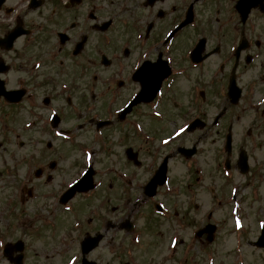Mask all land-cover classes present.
<instances>
[{
    "label": "flooded vegetation",
    "instance_id": "1",
    "mask_svg": "<svg viewBox=\"0 0 264 264\" xmlns=\"http://www.w3.org/2000/svg\"><path fill=\"white\" fill-rule=\"evenodd\" d=\"M170 1H173L171 6L176 3L174 7H168H171L170 11L165 12L162 8L155 10L159 4ZM249 1L251 5L245 11L240 8L241 0H0V108L4 110L0 111V129L10 128L11 122L6 121V116L18 113L24 104H32V111H35L50 107L54 101L55 110L50 121L44 122V126L49 128L48 135L52 139L63 143L60 144L59 151L64 152L65 149L73 147L80 152L82 162L79 155L76 161L72 160L71 165L76 168L79 164L80 167L84 165L82 169H86V154L90 152L89 164L98 168L99 164L104 163L105 156L116 152L114 135H118L117 142L120 145L126 143L133 146L128 148L135 156L134 164H137L141 149L137 139L140 140V136L131 120V124L122 125L120 108L132 97L141 96L143 91L148 98L154 94L152 100L144 105L148 113V123L152 128L150 135L153 144L148 150L150 168L153 169L148 178L157 174V168L166 155H169L167 182L157 187L153 198L154 208H146L144 184H139L136 178L139 174L130 173L126 176L129 168L125 169L124 162L122 166L110 164L103 167L112 168L111 172L106 173L103 183L98 182L96 188L88 193H78L67 203L70 205L79 200L90 201L91 193L100 189L101 184H105V179L109 181L108 186H104L101 205L108 206L106 212H110V218L107 219L110 229L104 234L105 246L95 248L91 253L93 256L96 251L100 250L101 253L104 250L108 253L107 264H113L121 252L131 251L137 254L150 250L159 256L163 264H180L182 256L186 257L187 263L193 258L197 242L209 250L215 247L223 229L221 220L213 221L217 225L213 242H206V235L197 239L193 234L196 226L193 222L195 220H192L194 214L189 207L183 205L185 199L180 198L182 195L191 198L190 192L195 190V184L200 178L195 174V181L192 183L191 180L184 187L179 183H172V160L177 156L187 161L193 157L187 158L179 152V148L184 146L178 144L180 136L176 140H170L162 149L157 143H161L166 136L171 138L172 131L175 132L184 126L183 123L186 124V120L182 119L183 111L180 110L182 101L174 98L175 89L167 90L166 87L172 86V80L178 72L200 69L206 62L217 57H220L217 65L219 74L227 71L229 79L231 75H235L243 93L237 104L232 103L226 95L228 106L221 107L220 118L214 117L210 122L203 117V113H198L197 109L201 105L195 96L192 105H188L191 112L195 111V116L190 117L187 124L194 118L202 119V126L192 132H211L208 138H212L213 144L219 142L220 133L224 134L225 128L226 133L222 138L224 141L227 131L232 132L231 155L225 152L224 142L221 148L214 146L213 150L217 155L222 151L226 157L223 160L220 155L222 162L220 159L214 165L211 177L206 168L201 170L200 177L205 184L201 189L211 190V195L215 196L213 202L219 204L217 209L224 206V201L226 205L231 201L226 196L227 187L236 188L231 196L233 202L242 200L241 190L248 188L251 189L249 199L264 198L261 195L264 191V79H258L257 81H261L255 85L257 98L244 105L247 110L262 108L261 114L256 111L251 118L247 135L239 132L242 127L238 115L225 118L228 109L240 105L243 100L245 88L240 86L238 74L246 52L248 56L244 64L252 68V65H258V61L260 65L257 73H264V0ZM225 7L233 14L229 20L235 21H227L220 26L217 22L221 21L219 16L225 15ZM183 36L186 37V42L177 44L174 48V43ZM180 63L184 69L179 68ZM213 73L214 71L209 75L207 73V77L218 78L219 75L212 76ZM190 78L196 81L193 85L196 96L199 97L201 89L205 91L204 96H207V88L199 85L200 78L197 75H190ZM259 85L262 91L258 89ZM170 98L175 100L170 101ZM205 99H202L203 104L206 103ZM41 103L44 107L39 106ZM139 109L140 104L133 108L130 115L124 116L125 120L130 118L136 122L135 111ZM102 121H109L108 125H100ZM78 136L86 139L83 145L79 144ZM24 143L20 140L18 145L23 146ZM47 143H51V146L53 144L52 141ZM172 144L176 148L173 149ZM191 145H196L198 153L197 142ZM243 152L248 157L247 171L240 164ZM131 154L127 153L126 157H131ZM57 164L56 160H51L47 169L53 170ZM141 164L140 162L139 166ZM18 165H23V162ZM44 170V166L36 167V173L33 171L21 178L12 168L1 186L4 193L9 194L5 197L4 212L14 218L8 226L12 224L16 230L24 225L28 227L27 234L24 232L9 240L25 241L24 264L29 246L26 236L31 233L36 235V231L42 232L49 226L50 221L59 217L50 216L61 213L62 208L64 210L67 207L62 205L61 199L69 183L66 187L49 191L50 204L42 202V211L47 210L46 207H52L49 217L42 218L37 215L42 213L34 214L31 202L34 199L41 198L44 201L48 198L46 191L37 194L39 186L32 184L33 179L44 177ZM2 174L0 170V176ZM52 175L48 173L45 179L52 180ZM97 175L98 171L96 177ZM77 178H73L70 183ZM128 190L138 195L129 197ZM116 193H119V197L114 196ZM140 195L141 198L138 197ZM112 198L117 199L116 205ZM214 208L207 214L209 221L217 213ZM125 211L126 214L122 216L121 213ZM97 219L100 220L99 217L91 215L90 224ZM127 221L134 225L132 231L128 230ZM102 229L98 224L90 229H82L80 239L73 238L78 243V250L85 235ZM153 233L155 237L149 236ZM106 253L101 255L102 259L90 254V259L103 264ZM53 258H44L46 262L38 264H54L49 261ZM62 258L58 264H63ZM79 259L81 260V250Z\"/></svg>",
    "mask_w": 264,
    "mask_h": 264
},
{
    "label": "rangeland",
    "instance_id": "2",
    "mask_svg": "<svg viewBox=\"0 0 264 264\" xmlns=\"http://www.w3.org/2000/svg\"><path fill=\"white\" fill-rule=\"evenodd\" d=\"M172 4L173 1L165 4H159L158 6H156L155 10L157 11V8H162L165 12L166 10L170 11L171 7H174L176 3L171 6ZM217 5L219 6V2H217ZM169 6L171 7L168 8ZM225 9V15L219 16V18H221V21L217 22L220 26L224 25L227 21H235L229 20L232 19L233 14H230L231 11L227 7H225ZM212 14L214 13L212 12ZM167 19L168 18L166 17V20ZM260 29L261 28L259 27V30ZM215 41L216 40H214V42ZM185 42L186 37L183 36L181 39H178L174 43L173 47L175 48L177 44H183ZM185 45H187V43ZM130 54L131 53H128V55ZM247 54V52L244 54V61L243 63H241L242 66L240 67V73L238 74L239 84L240 86L242 85L245 88L242 103H240V105L238 106L231 107V110L228 109L229 112L225 116V118H231V116L238 115V117L241 118L240 126L242 127L239 132H242L245 136L247 135L246 130L250 126L249 122L251 121L253 115H255V112L257 111V114L262 113L261 107L256 108L257 110H247L244 108V105L253 102V99L258 96L255 85H258V83L262 80L260 73H257L258 67L260 65L258 61H256L258 65H252V68H249L244 64L248 56ZM219 61L220 57H217L216 59H212L206 62L204 67L200 69H196L194 71L186 73L178 72V74L175 75L174 80H172V86L166 87L168 88L167 90L174 91L175 89L176 91L174 94V98L176 97L178 98V101H182L183 105L180 108L181 112L183 111L184 115L182 119H188L189 117L194 116L195 111L191 112V109L188 108V105H192L194 101L193 96H195L196 100H198L201 105L199 106V109H197L198 113H203V117L206 118L209 122L216 116L218 112H220L221 107L228 106V100L226 99V87L229 76L228 74H226L227 71L219 74V72L217 71V65L219 64ZM179 68L184 69L182 64L179 66ZM213 71L214 73L212 76L219 75L218 78L207 77V73L209 75L210 72L212 74ZM244 71L249 72L245 73ZM190 75L192 77L193 75H197V77L200 78L199 85H201V87L207 88V96H205L206 103H204L205 105L202 104V100H200V98L196 96L193 86L196 81L193 78H190ZM260 78L261 80L257 81ZM258 89L262 91V87L260 85ZM174 98H170V101H172V99ZM197 103L195 102V104ZM31 105L32 104H24L23 107H20L18 113H15L11 116H6V121H9L13 124L10 123V128L8 129H0V170L3 172V174L0 176V222L2 221L0 224V264H10L7 259L2 257L1 254V248L5 241L11 240L13 237L23 234L24 232L26 234L28 233V227L26 225H24V227L22 228H19L18 230H16V228L13 229L12 224L6 226L14 220L13 216L10 218H8L6 215L3 216V205L6 201L5 197H7L9 194L7 192L4 193V189L1 186L4 184V181L7 180V170L13 168L14 172H17L18 175H20V177L22 178V176L28 175V173L30 172L33 173V170L36 167L44 166V177L42 179H33L32 184L34 183L39 186L37 188V194L39 192L46 191L48 198H45L44 201L41 198L34 199V201L31 202L34 214L42 213L37 214L42 218L49 217L48 214L51 213L50 209H52V207H46L48 211H42L43 206L41 205L42 202L47 204L49 203V191H56V189L58 190L59 188L61 189L63 187H66L68 183L73 180V178L75 179L79 174L83 173L82 168L84 167V165L80 167L79 164V167L77 168L71 165L73 159H75V161L77 160L80 152H78V150L73 147L65 149L64 152L59 151L58 148L61 147L60 144L63 143H61L60 140L52 139L48 135L49 128H46L44 126V122L46 120L50 121L51 119L52 113L55 110V102L53 101L50 107H44L41 103L39 104V106L44 108L35 111H32L33 108H31ZM1 110L3 109L0 108V111ZM15 116H17L16 118H18V120L16 118H13ZM137 116L140 119L144 118L143 116L141 118V114H139L138 111ZM182 119L179 120V122H181ZM14 121H16L17 123H14ZM148 126L149 128H151L150 124ZM206 131L207 130L192 132L187 134L186 136H183L182 138H179L177 140L178 144L186 146L197 142L198 153L195 157L188 161L185 158L183 159L181 156H177V158L172 160L170 167L171 178L173 179L172 183H179L184 187L185 185H188L191 180L192 183L195 181V174L200 178V181L195 184V190L190 192V200L183 195L180 197L181 199L184 198L186 201L183 205L189 207L190 212L194 214L192 220H195L193 222L196 223V227H201L204 223H206L208 220L207 214L209 210L213 209V207L217 209L219 205L218 202H213L215 196L211 195L210 189H201V187L205 185L203 184L202 178L200 177L201 170L203 168H206L207 174L209 175V177H211V173L213 174L214 172V165L216 166V163L218 164V161L221 159L220 155H222L223 160L224 156L226 157L224 152L221 151L220 155L219 153L217 155V153L213 150L214 146H220L221 148V146L224 144V140L222 138L226 133V128L224 129V134L222 132L220 133L219 142H214V144L212 138H208L212 133H207ZM169 132H171V130L167 133ZM117 136L118 135H114V137H116L115 142L117 143V145H115L116 152L113 154L110 153V155L105 156L103 158L104 163L99 164V175L96 177L97 182L103 183L102 180L105 178V171L103 167L110 164H118L122 166L124 162L126 166L125 169L129 168V170H132V172H130L131 174H139L138 177H136L137 181L139 184H144L153 170L152 168H150V157L148 155H139L137 164H134L133 161L135 160V156L131 154V149L128 148L133 146L126 143L120 145L119 142H117ZM77 139L79 140V144L81 145H83V143H85L86 141V139L82 136H78ZM20 140L25 142L23 146L18 145ZM48 141H52L53 143L50 148H47L46 146ZM137 141L139 142L138 139ZM1 142H3V144H1ZM141 142L143 143L144 141L141 139L140 143ZM163 142H165V140H163L162 143ZM171 147L174 149L176 148V145L172 144ZM165 151L166 149L163 150V152ZM127 153L131 154V157H126ZM51 160H56L58 164L53 170H48V164ZM79 160L82 162L81 155ZM21 161L23 162V165H18L19 163L21 164ZM88 162L89 161H87V163ZM140 162L142 164L139 166ZM48 173L53 174V179L50 181L45 179ZM111 175L112 173L110 174V176ZM108 184L109 181L105 179V184H101L100 189H98L94 193H91L92 195L90 196V201L79 200L78 202H72L70 205L68 204V207L64 208V211L62 208V212L58 213V219L56 221L53 220V222H51L49 226L46 227V229L42 230V232L40 233L36 231V235H34V233H31L30 235L26 236L29 246L25 264L45 263L46 260H44V258L47 257H54L49 261H53L54 264H58L62 256H64V258H62L63 264H75V262L79 263L80 259L78 260V258H80V250H78V243L76 244V241L74 242L73 238L75 237L76 239H80L82 235V229H90L96 224H98V227L101 229V225L105 223L108 218H110V212H106L108 206L101 205L103 198L102 195L104 194V186L107 187ZM135 184L136 182H134V185ZM233 189L235 188H226V190L228 191V194L226 196L231 200L229 201L228 205H226V202L224 201V206L220 207L217 210L215 209L217 213L214 214L215 218L213 217V219L214 221L216 219H220L223 225V229L221 230L222 232L221 234H219V238L214 245L215 247L213 248L217 252H215L213 257L210 258L212 260L215 256V260H212L210 264H264V250L260 248L258 249L254 245V243H252L259 236L261 224L264 223V198L249 199L248 196L251 195V189H240L243 199L235 200V202H233V199H231V196L233 195ZM128 192L129 197L132 198L138 195V193L135 194V192H130L129 190ZM261 195L264 196V191L261 192ZM114 196L119 197V193L114 194ZM138 197L141 198L142 195ZM116 200V198H112L113 204H115ZM152 203H154L153 199H147L145 201V207L150 208V205H153ZM126 211L124 213H121V215H125ZM91 215L95 216L96 218L99 217L100 220L97 219L95 221H92L90 224ZM236 217H238L239 221H241L242 223L243 233L237 232L238 222L236 221ZM35 218L38 217L35 216ZM85 223H87V226L85 225ZM62 240H64V243H62ZM198 245L200 256L199 264H206L204 262V256L202 255V253H205V250L202 249V246L199 243ZM62 247L63 249H61ZM99 253L100 250L96 251L94 256H92L95 258H101V255L105 254L106 252L102 250L101 253ZM154 257L159 258V256H156L155 254ZM106 260L104 259L102 261L103 264H107ZM143 260L144 259H142V262ZM50 264L53 263L50 262Z\"/></svg>",
    "mask_w": 264,
    "mask_h": 264
},
{
    "label": "water",
    "instance_id": "3",
    "mask_svg": "<svg viewBox=\"0 0 264 264\" xmlns=\"http://www.w3.org/2000/svg\"><path fill=\"white\" fill-rule=\"evenodd\" d=\"M152 2H154V0H151ZM251 5V2L249 0H241L240 2V8L245 10V11H248L249 10V6ZM228 148L230 147V137L228 138ZM186 150V149H185ZM187 154H192L195 150L194 149H190V150H187ZM189 154V155H190ZM246 156L244 155L243 159H242V162H244ZM165 171L166 169L164 168V166H162L160 168V171H158V177H154L153 179H151V181L146 185L145 187V191L149 194V195H154L155 194V188H156V184L157 182H164L165 181ZM93 173L94 171L88 169L87 173L84 175V177L78 182V184L72 188L73 191H77L78 189L79 190H89V188H92L94 187V183L92 182V176H93ZM161 178V179H160ZM72 194V193H71ZM71 196V195H70ZM206 230V229H205ZM204 230L202 229V231L199 233L201 234ZM212 231L213 229H207V232L210 233V236L208 237V240H211L212 238ZM263 233L262 235L260 236L259 238V241L257 243V245H264V228L262 229ZM93 240V241H92ZM100 240V237L99 236H96V237H91V238H87L85 243H84V252L87 253L89 252L93 246L97 245L98 242ZM9 249H11L9 247ZM87 264V263H86Z\"/></svg>",
    "mask_w": 264,
    "mask_h": 264
}]
</instances>
